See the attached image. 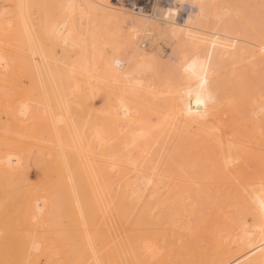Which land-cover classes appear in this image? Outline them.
Instances as JSON below:
<instances>
[{"label": "bare ground", "instance_id": "6f19581e", "mask_svg": "<svg viewBox=\"0 0 264 264\" xmlns=\"http://www.w3.org/2000/svg\"><path fill=\"white\" fill-rule=\"evenodd\" d=\"M5 1L11 5L9 11L3 9ZM160 1L0 0V264H264L263 42L251 43L253 71L260 86L243 119L232 125L231 130L239 131V140L203 129L195 136L215 155L255 166L253 177L238 190L240 202L252 205V215L243 224L250 221L243 231L249 235L239 232L236 240H224L221 233L234 234L236 225L221 208L210 212L213 219L205 221V231L196 234L195 241L174 219L162 220L171 214L180 215L189 204L188 194H168L160 199V193H146L136 184L144 172L128 156L131 146L139 144L143 135L136 133L143 129L138 128L143 126L142 115L132 103L139 106L135 81L144 73L136 71L129 78L132 67L128 65L132 64L121 67L115 63L117 38L100 33L101 28L100 32H96L99 28L93 30L89 15L84 14L96 9L95 5L103 7L115 25L129 32L128 44L138 45L148 33L157 31L154 20L163 16L157 8ZM218 1L172 0L174 7L176 2H186L194 9L182 24L173 23V13L165 15L170 21L169 34L164 31L165 35L176 36L177 44L195 59L205 55L199 70L188 66L185 52L180 51L178 60L183 66L179 83L167 89L168 101L186 117L220 104L222 95L234 89L232 83L223 84L218 73H206L213 56L219 68L240 56L238 37L210 30L208 25L207 30L204 24ZM89 54L92 63H88ZM150 61L142 63L150 66ZM87 63L94 67L89 69ZM83 86L92 96L102 93L101 97H106L104 111L93 113L96 128H87L93 131L85 138L77 125V114L92 111L88 110ZM132 126H137L135 131ZM30 166L38 170L36 184L29 183L26 171ZM114 207L134 219L133 229L143 231L142 235L132 232L134 242L130 236V243L122 241L126 236L121 237L119 226L110 219ZM99 217H103L101 225ZM168 231L172 233L170 246L175 248L163 253L151 249L159 238L167 241ZM197 237L207 240L209 249L199 239L206 250L203 248L198 256L195 250L189 255L194 244L197 248L201 244L197 245ZM183 238L196 243L190 242L191 248L180 247Z\"/></svg>", "mask_w": 264, "mask_h": 264}, {"label": "rangeland", "instance_id": "374dc122", "mask_svg": "<svg viewBox=\"0 0 264 264\" xmlns=\"http://www.w3.org/2000/svg\"><path fill=\"white\" fill-rule=\"evenodd\" d=\"M219 1L217 2L215 12H211V14L213 13L212 17H207V23H204V21L203 23L205 26L208 25L210 30L213 28V30L224 32L229 36L233 34V37H238L240 42H238L237 48L239 49L240 56H238L235 61L232 60L231 62H225L220 68L217 66L216 59H214L213 56V58H210L207 62L206 73L207 71L209 74L212 72L213 75H217L218 73L223 80V84L229 85L232 83L234 89L229 95H226V93L225 95H222V102L220 104L212 105L201 114L191 112L192 114L188 117L184 116L183 111L182 113H179L177 108L168 101L167 89L174 88L179 83L182 70L181 66H183L182 61L180 62L178 60L181 56L179 53L180 51H183V53L185 52L184 57L186 58V61L184 62H186L188 66H193L194 69L199 70L202 68V61H204L203 58H205V55H201L200 60H197L190 54V52L186 53L185 49L187 48L183 49L184 46H179L177 44V41L179 40L175 39L176 36L173 37L172 34H170L171 37L166 36L165 34L168 33L167 27L170 28L168 26L170 21H166V19L169 20L166 16L169 13H173V23L182 24L188 14L190 15L194 13V9L186 4V2H183L184 4L176 2L174 3L175 7L170 4L163 6L158 5L157 8L160 9L159 14H163L162 17L164 18L160 17L159 21L154 20L157 31L154 33L150 32L144 38L142 37L144 40H140L138 45L135 43L128 44L127 35L129 32L121 25H115L113 21L106 16L107 11L103 12V7L100 6L101 8H98V5H95V12H93L94 10L91 12L89 11V13L87 11L84 16L87 17L89 15L87 18L91 19L92 25L90 26L94 27L93 30L96 31L99 28L96 32L102 30L100 33L110 34L112 37L114 36V38H117L115 63L121 67L128 63L132 64L128 65L130 69L132 67V74L128 76L129 78L133 77V74H135L136 71L144 73L143 76H139L135 81V83H138V86L136 87V101H138L137 103H139V106L136 105V103H132V105L134 104L133 106H136L135 109L138 107L136 110L139 111L140 116L142 115L141 122L143 126L138 128L143 129H141V131L137 129L139 131H136V133L139 132L143 135L145 133L146 138L144 137L145 135H142L139 144H134V148L131 146L132 153L128 156L129 159L138 162L144 172L142 175L138 176L136 184L146 193L151 194L154 193V191L155 193H160V199L168 194L173 195L180 192H182L183 195L188 194L190 196L188 199L189 204L183 212L180 215H176L177 213H175V215H168L167 217H163L162 220H166V218L174 219L175 224L177 226L180 225L185 227L186 231L191 234L190 237L194 239L196 234L205 231L203 228L205 221H207V219H213L214 214L212 213V215L210 212L222 208L223 212L235 221L237 231L235 228V232H232L234 234L227 232L221 233L224 240L232 242L238 238V235L240 234L239 232L244 234L247 230L246 227L250 224V221H247L246 224L243 225L245 219H249L252 215V205L240 202L238 190L244 182L253 177L256 168L252 163H238L237 158L228 159L225 156L220 157L219 153L215 155L211 150L205 149V143H198L195 136L199 129H203L211 134H217L218 132H222L223 134L226 133L224 138L234 139L235 141L239 140V136L237 137L239 131L231 130L232 125L234 123H240L239 121H241L240 119L247 109L249 102L253 100L257 88L260 86L258 75L253 71V58L251 57V50L253 47L251 43L254 40L264 43V0ZM122 5L125 7L126 3L124 2ZM3 9L4 11H9L11 9L10 3L5 1ZM217 10L220 11V13L221 11L223 12L220 14ZM96 12L103 15H100L99 17V14ZM80 26L81 30L84 31V29H86L84 28V24H81ZM163 26L165 27L164 29ZM201 27H204L202 23ZM104 31L108 32L106 33ZM164 31H167V33ZM178 47H182V49H179ZM90 55L91 54H89L90 59L88 63L91 60L93 61V59H91L93 56ZM145 58L147 61L151 60L149 62L151 68L148 63L146 65L149 67L142 63L144 61L146 62ZM131 60L133 62H131ZM140 60L142 61L141 63ZM92 61L90 63H92ZM138 64H143V68L146 67L150 70L148 71L145 68L141 71L139 69H141L142 66ZM135 66H137L136 69L139 68L138 66H140V68L134 70L133 68H135ZM93 67L94 66L91 64L88 66L89 69ZM261 86L263 85L261 84ZM84 87L85 86H83V89L86 91L84 96H86L85 98L89 101L88 110L92 112L88 113L87 110H84L81 114H77V116H79L77 117V125L81 129L85 138V136H88L89 132H92L96 128H94V125H96V116L93 115V113L104 111L103 109L105 108L106 103L102 102H106V97L103 99L101 97L102 93H94L92 96L87 92L85 89L86 87ZM150 92H152V94ZM86 93L89 96L86 95ZM102 104L105 105L103 106ZM139 108L142 110L140 111ZM95 110L97 111L95 112ZM83 127H85V129H83ZM146 127H149V129ZM87 128L93 130H89L88 132ZM132 128V130L135 131L134 128H137V126H132ZM145 129H147V131ZM231 134L233 136H231ZM218 164H223V166H218ZM32 167L33 166H30L29 169H27L26 174L28 173L27 177L29 183H31L30 181H34V184H36L37 182H35V179L39 180V174L37 168L34 169V167ZM185 190L187 191L184 192ZM154 214H157L158 216L160 213L157 211L154 212ZM182 214L187 216L184 217ZM110 217V219L116 222L119 226L118 232L121 230L119 232L121 237L124 238L126 236V238H122V241H125L126 243L128 241L130 243L129 236L135 230L137 232L139 231L133 229L132 223L134 219L127 213L121 211L118 207L112 209ZM257 217L258 216H255V219ZM101 218L103 217H99L100 225L102 223ZM131 219H133L132 222ZM139 232V234L142 235L143 231ZM247 233L244 235L246 236L247 234L248 236L249 232ZM139 234L136 233V235ZM171 234L170 231L167 232L166 242L169 245H165L166 242L164 243L163 239L159 238L157 245L155 247L152 246L151 249H154L159 253L168 252L169 249L174 247L170 246L169 243V239H172ZM227 235H229V237H227ZM135 236H130L133 242L135 241ZM202 238L203 237H197L198 240H201ZM194 239H192V241L187 240V242L184 241L185 239L183 238L182 240L184 243L182 241V243L178 244L180 247L186 245L187 248H191ZM200 240L197 241V245L202 241L203 243L205 242L204 244L206 246L208 245L206 243L207 240L202 239L201 242ZM203 243H201L198 248L194 244V247L191 248L193 252L189 250V248L188 250L191 251V253L188 251L189 255H193L194 250L196 251L195 253H197L195 256H198L201 250L204 251L203 248L206 246ZM187 244H190L191 246H188ZM233 250H235V248Z\"/></svg>", "mask_w": 264, "mask_h": 264}, {"label": "built area", "instance_id": "2783aa9c", "mask_svg": "<svg viewBox=\"0 0 264 264\" xmlns=\"http://www.w3.org/2000/svg\"><path fill=\"white\" fill-rule=\"evenodd\" d=\"M171 1H172V0H161V1L158 3V5H161V6H163V5H169Z\"/></svg>", "mask_w": 264, "mask_h": 264}]
</instances>
